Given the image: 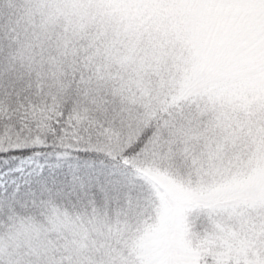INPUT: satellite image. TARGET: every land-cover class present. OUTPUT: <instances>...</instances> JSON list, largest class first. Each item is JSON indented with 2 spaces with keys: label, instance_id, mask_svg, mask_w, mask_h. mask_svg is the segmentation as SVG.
<instances>
[{
  "label": "snow or ice",
  "instance_id": "1",
  "mask_svg": "<svg viewBox=\"0 0 264 264\" xmlns=\"http://www.w3.org/2000/svg\"><path fill=\"white\" fill-rule=\"evenodd\" d=\"M0 264H264V0H0Z\"/></svg>",
  "mask_w": 264,
  "mask_h": 264
}]
</instances>
